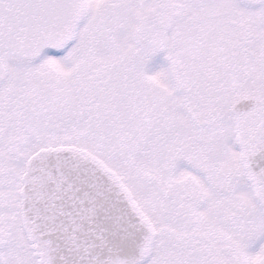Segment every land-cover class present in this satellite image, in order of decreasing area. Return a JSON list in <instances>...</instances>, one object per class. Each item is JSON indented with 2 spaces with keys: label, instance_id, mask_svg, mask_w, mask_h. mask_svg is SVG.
Wrapping results in <instances>:
<instances>
[{
  "label": "snow or ice",
  "instance_id": "snow-or-ice-1",
  "mask_svg": "<svg viewBox=\"0 0 264 264\" xmlns=\"http://www.w3.org/2000/svg\"><path fill=\"white\" fill-rule=\"evenodd\" d=\"M0 264H264V0H0Z\"/></svg>",
  "mask_w": 264,
  "mask_h": 264
}]
</instances>
